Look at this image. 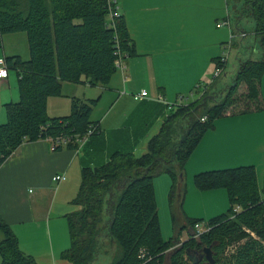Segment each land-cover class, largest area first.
Wrapping results in <instances>:
<instances>
[{
	"label": "trees",
	"instance_id": "16d2710c",
	"mask_svg": "<svg viewBox=\"0 0 264 264\" xmlns=\"http://www.w3.org/2000/svg\"><path fill=\"white\" fill-rule=\"evenodd\" d=\"M115 2L0 0V36L24 33L29 54L26 61L17 56L5 58L7 69L17 73L19 101L4 106L0 165L23 143L64 138L67 143L55 146V151H78L88 131L94 129L89 137L98 133V125L90 122L97 100L71 97L69 115L53 118L48 117L46 104L49 98L62 95L64 82L106 88L118 69L117 49L132 55L126 24ZM225 2L230 13V50L237 62L231 84L217 94L214 85L221 74L201 87L195 101L171 106L172 112L142 155L114 153L106 164L81 170L71 202L76 211L64 217L70 245L60 254L62 260L99 264L105 253L107 264H163L169 254L167 264H206L205 257L194 263L193 252L202 254L210 249L215 264H264V176L260 188L253 166L194 175L192 181L199 192L225 190L229 207L208 221L181 215L184 166L203 136L228 111L237 116L264 108L260 94L264 0ZM108 4L114 9L111 20H107ZM248 20L254 24L252 37L263 53L259 60L247 56L252 47L241 24ZM215 65L219 69L225 66L219 60ZM240 87L244 89L241 94ZM164 175L170 179L168 203L174 232L168 240L161 235L153 186V181ZM196 226L203 227L198 238ZM183 229L189 234L181 242ZM0 235V264H37L20 251L16 237L1 219Z\"/></svg>",
	"mask_w": 264,
	"mask_h": 264
},
{
	"label": "crops",
	"instance_id": "0c3cea01",
	"mask_svg": "<svg viewBox=\"0 0 264 264\" xmlns=\"http://www.w3.org/2000/svg\"><path fill=\"white\" fill-rule=\"evenodd\" d=\"M116 10L124 18L132 51L131 56L123 55V69H117L106 88L62 83V95L53 98L63 99L66 105L53 110L64 107L63 115H49L46 108L48 117H61L69 115L71 97L97 100L90 122L98 125V133L78 151H55L48 139L23 143L0 165V219L16 237L20 251L37 264H70L60 257L68 248L55 255L51 226L55 219H65L76 211L71 202L79 188L81 170L106 164L114 153L142 155L172 112L171 106L183 105L188 96L210 84L215 62L227 52L230 33L225 27H216L230 22L225 0H117ZM14 56L2 52L0 59ZM8 79L9 72L0 84ZM263 83L264 75L260 80L264 101ZM142 91L148 96L134 100L132 96ZM158 96L165 102L157 101ZM246 116L227 114L225 119L216 120L214 129L203 136L186 162L184 177L232 168V149L237 150L234 133L246 135L231 130L232 123ZM58 175L65 180L53 182ZM153 186L157 198L169 191L170 179L160 176ZM218 191L201 193L215 195ZM42 239L51 242L49 253L38 251L37 243ZM186 239L179 238L181 242Z\"/></svg>",
	"mask_w": 264,
	"mask_h": 264
},
{
	"label": "rangeland",
	"instance_id": "374dc122",
	"mask_svg": "<svg viewBox=\"0 0 264 264\" xmlns=\"http://www.w3.org/2000/svg\"><path fill=\"white\" fill-rule=\"evenodd\" d=\"M109 5L110 4H108V6ZM113 12H114L113 6H109L108 7L109 15L107 20H111L112 17L111 15ZM241 27L243 31L248 34L247 36L249 37L248 44L250 48L252 47V50L247 54V56L253 60L261 59L263 53L259 48L257 42L254 41L252 37V31L254 28L253 22L251 20L243 21ZM2 52H4L7 56L15 55L20 57L22 60L25 61L28 60L29 54H28V44H27L26 35L24 33H18V34L0 36V56H2ZM235 56H236L235 52H231L230 50L228 52L226 64L222 63L219 60L220 65L225 64V66L222 68V73H221L222 75L220 74L221 76L217 82V85L216 84L214 85L217 94L219 93V91L227 87V85L231 84L234 78V73L237 69V62ZM8 72H9L8 81L0 84V124L6 121V112L4 107L5 104L17 103L19 101L17 73L12 69H9ZM80 88L79 90H81ZM210 88L211 87L208 88L207 92H209ZM79 90L78 93L80 94ZM243 91H244L243 87H240L238 93L241 94ZM263 91H264V83H263ZM210 93L215 94V92L213 91ZM64 95L70 97V94H68L67 90H64ZM198 97L199 94L195 93L193 96H188V99L183 100L182 103L187 104L189 102H193ZM58 105L63 106L66 104L63 99L57 101V99H54L53 97L49 98L46 104V108H48L47 109L48 114L50 115V113H58L60 115H63L61 113H64L65 111L64 107L59 106L60 111L53 110ZM230 112L231 111H228L227 114H229ZM223 118L225 119V117ZM234 120L235 121L232 123L233 126L231 130L234 131L241 130L246 132V135L243 136L241 134L234 133L233 137L235 138V141L233 145L234 147L237 148V150L232 149V151H234L233 153L234 162L230 167L238 168V167L253 166L256 173V177L258 178L257 179L258 186L262 188L263 176H264V129H263L264 111L257 113L256 115L253 116L243 117V120L242 118L241 119L236 118ZM48 140L50 141V139ZM259 145L261 148L257 149L256 147ZM237 156L239 157V159H236ZM187 175L186 178L184 177V187H185L184 198L181 196L183 198V201L180 198L183 204L181 210L182 212L181 215L183 216L182 218H184V215H186V218L189 219H202L204 221H208L210 218L216 217L227 211L229 207V203L225 190H220L215 195H207L205 193H201L197 191L194 187L192 181L193 176H190L189 174ZM168 195H169V191L168 192L166 191L164 195L158 194L156 198L161 235L164 240H168L174 235L171 216H170V208L168 203ZM180 223H182V221H180ZM51 227H52V245L54 247V252L56 255L58 251H61L60 249L64 250L65 248H68L70 245L68 228H67L66 220L63 218L55 219ZM186 237H187V230L183 229L182 231H180L179 238L186 239ZM1 238L2 236L0 235V239ZM50 244L46 243L44 239L39 240V242L37 243L38 251H41V253L43 254L49 253ZM168 258H169V254H166L163 264H167ZM107 259L108 256L104 253L103 257H101L99 264H107L108 263Z\"/></svg>",
	"mask_w": 264,
	"mask_h": 264
},
{
	"label": "built area",
	"instance_id": "2783aa9c",
	"mask_svg": "<svg viewBox=\"0 0 264 264\" xmlns=\"http://www.w3.org/2000/svg\"><path fill=\"white\" fill-rule=\"evenodd\" d=\"M216 27L217 28L226 27L228 30H230V23L228 21H224V22H222L220 24H217ZM242 36L244 37L245 34H242ZM231 40H232V36L230 35L229 42L225 46L227 52H225L223 57L220 59V61L222 63H225V64L227 62L228 52L230 51ZM114 43H115L116 48H118L119 45H118V41H117L116 37L114 38ZM118 49L116 51L117 59H116L115 64H116L118 69H123V62H122L123 54H121ZM221 73H222V69L216 68L214 73H213V79L219 77ZM7 77H8V69H7L6 62H5L4 59H0V81L6 79ZM147 96H148L147 93L145 91H142L141 93H139L137 95H134L132 97H133L134 100H137L139 98H145ZM156 100L159 101V102H165L164 99L162 97H160V96H158L156 98ZM204 121H205V119L201 120V122H204ZM93 131H94V129L88 131L87 134L84 135V138L81 140L82 144L88 139V137L93 133ZM50 141H51L52 145H54V147L58 146L59 144L63 145V144L67 143V140L64 139V138H58L56 140L50 139ZM52 180H53V182L59 183V182L64 181L65 177L63 175H58V176H55ZM202 229L203 228H200L199 226H196L197 233H196L195 238H198L199 235L203 233Z\"/></svg>",
	"mask_w": 264,
	"mask_h": 264
},
{
	"label": "water",
	"instance_id": "95a60500",
	"mask_svg": "<svg viewBox=\"0 0 264 264\" xmlns=\"http://www.w3.org/2000/svg\"><path fill=\"white\" fill-rule=\"evenodd\" d=\"M186 252L189 253V251ZM203 257H205L206 264H215L210 249H204L202 254L193 252V258L196 259L194 263H197V260L202 259Z\"/></svg>",
	"mask_w": 264,
	"mask_h": 264
}]
</instances>
